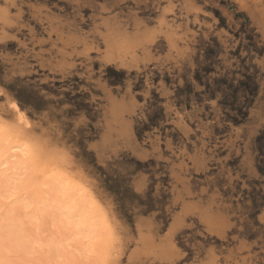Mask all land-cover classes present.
Masks as SVG:
<instances>
[{
  "label": "rangeland",
  "instance_id": "374dc122",
  "mask_svg": "<svg viewBox=\"0 0 264 264\" xmlns=\"http://www.w3.org/2000/svg\"><path fill=\"white\" fill-rule=\"evenodd\" d=\"M0 133V264H264V0H0Z\"/></svg>",
  "mask_w": 264,
  "mask_h": 264
},
{
  "label": "bare ground",
  "instance_id": "6f19581e",
  "mask_svg": "<svg viewBox=\"0 0 264 264\" xmlns=\"http://www.w3.org/2000/svg\"><path fill=\"white\" fill-rule=\"evenodd\" d=\"M13 107H14V110H15V112L17 113V115L19 117V121L24 120L25 119V116L23 115L22 111L18 108L17 104L13 103ZM0 137H1V133H0ZM0 139H1L0 140L1 141L0 142V157H1V154L2 153H6V154H8V156L10 155L11 157H13L16 152L19 153V156H20L19 157V160L16 161V165L14 167L17 168V169L20 168L21 164H23L22 163L23 160H24L23 159V156H27V154L30 152L29 145L27 146V144H25V143H14L13 145H11L7 149V146H4L5 143L2 144V139L3 138L1 137ZM5 140H8V139L5 138ZM8 150L9 151L11 150L13 153L12 154L11 153H7ZM0 160H1L0 166L1 165H4L5 163H7V160H4V159H0ZM54 178H55V176L52 173L50 179H54ZM53 189H54L53 192H52L53 193V196H54L53 199H57V200L59 199L58 201H61L63 203V207L64 208L66 207V209H67L66 212L70 213L69 210L71 211V213L73 215V219H72V222L71 223H73V225H76V227H78V230H79L78 232H81V234L79 233V235H80L79 240L80 241L86 240L89 243L88 245H91V243L93 241H95L93 239H96V232L98 231V229L100 227V221H99V219H97L95 216L92 215L91 205H88L87 204L88 202H87L86 198H82V195L80 193H78V189L76 191L75 186L73 184H71L66 178L60 179L59 182L56 183V185H55V187ZM89 203L91 204V201ZM71 216H69V218ZM8 225H6L5 228ZM12 226H14V225H12ZM1 227H0V229H1ZM14 231H16V230H14ZM4 233L2 235H4ZM22 245H24V244H22Z\"/></svg>",
  "mask_w": 264,
  "mask_h": 264
}]
</instances>
